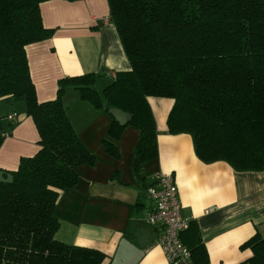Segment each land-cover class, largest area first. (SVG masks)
Wrapping results in <instances>:
<instances>
[{
  "label": "trees",
  "instance_id": "16d2710c",
  "mask_svg": "<svg viewBox=\"0 0 264 264\" xmlns=\"http://www.w3.org/2000/svg\"><path fill=\"white\" fill-rule=\"evenodd\" d=\"M48 1L53 0H0V101L24 103L39 148L21 158L15 171L0 170L13 177L10 184L0 182V264L105 259L100 251L54 239L60 193L77 185L78 167L97 162L66 116L62 97L68 89L110 117L102 146L114 159L119 158L115 142L127 126L139 132V163L158 158L148 103L156 98L173 102L167 134L189 135L200 162L264 171V0H106L108 21L130 70L116 73L101 90L95 87L100 77L92 74L60 79L55 99L40 103L25 48L54 35L40 15V4ZM113 109L132 120L120 126L109 113ZM8 116H0V146L19 123L8 122ZM242 248L252 256L241 264H264V238L256 235ZM190 260L208 264L202 244L190 250Z\"/></svg>",
  "mask_w": 264,
  "mask_h": 264
},
{
  "label": "crops",
  "instance_id": "0c3cea01",
  "mask_svg": "<svg viewBox=\"0 0 264 264\" xmlns=\"http://www.w3.org/2000/svg\"><path fill=\"white\" fill-rule=\"evenodd\" d=\"M108 13L106 0L40 4L44 28L55 32L51 39L25 48L38 102L55 99L60 79L92 74L100 77L95 87L101 90L116 73L130 70L114 27L102 23ZM148 103L156 124L158 158L140 164L135 154L137 130L125 127L115 142L119 158H112L102 146L111 123L108 114L82 101L76 90L64 92L66 116L97 162L78 167L77 185L60 193V226L54 239L102 252V264H169L157 246L160 230L146 223L152 205L145 190L162 172L172 174L180 214L189 225L180 236L183 245L190 251L202 244L208 264L248 260L252 253L242 246L256 235L264 238V171L236 172L224 162H200L189 135L167 134L173 102L149 98ZM1 107V117L19 114L18 125L0 146V170L12 172L21 158L38 151V135L24 103L8 99L0 101Z\"/></svg>",
  "mask_w": 264,
  "mask_h": 264
},
{
  "label": "built area",
  "instance_id": "2783aa9c",
  "mask_svg": "<svg viewBox=\"0 0 264 264\" xmlns=\"http://www.w3.org/2000/svg\"><path fill=\"white\" fill-rule=\"evenodd\" d=\"M102 23L110 24L107 18L102 19ZM18 118L16 114H11L7 120L14 123L19 120ZM145 196L152 205L147 213L146 223L160 230L157 246L161 248L168 263L190 260V251L180 239L189 225L181 217L178 189L172 174L156 173L152 185L145 190Z\"/></svg>",
  "mask_w": 264,
  "mask_h": 264
},
{
  "label": "water",
  "instance_id": "95a60500",
  "mask_svg": "<svg viewBox=\"0 0 264 264\" xmlns=\"http://www.w3.org/2000/svg\"><path fill=\"white\" fill-rule=\"evenodd\" d=\"M114 120L122 127L129 124L132 120V115L124 113L121 110L113 109L109 112ZM13 181V177L10 174L0 173V182L3 184H10Z\"/></svg>",
  "mask_w": 264,
  "mask_h": 264
},
{
  "label": "rangeland",
  "instance_id": "374dc122",
  "mask_svg": "<svg viewBox=\"0 0 264 264\" xmlns=\"http://www.w3.org/2000/svg\"><path fill=\"white\" fill-rule=\"evenodd\" d=\"M0 109H1V110H4V108H2V107H1ZM5 109H6V108H5Z\"/></svg>",
  "mask_w": 264,
  "mask_h": 264
}]
</instances>
